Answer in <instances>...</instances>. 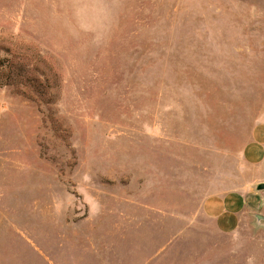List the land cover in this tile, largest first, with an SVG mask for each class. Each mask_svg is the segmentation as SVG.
Returning <instances> with one entry per match:
<instances>
[{
  "label": "rangeland",
  "instance_id": "obj_1",
  "mask_svg": "<svg viewBox=\"0 0 264 264\" xmlns=\"http://www.w3.org/2000/svg\"><path fill=\"white\" fill-rule=\"evenodd\" d=\"M5 57L0 264H264V190L202 209L264 183V0H0Z\"/></svg>",
  "mask_w": 264,
  "mask_h": 264
},
{
  "label": "crops",
  "instance_id": "obj_2",
  "mask_svg": "<svg viewBox=\"0 0 264 264\" xmlns=\"http://www.w3.org/2000/svg\"><path fill=\"white\" fill-rule=\"evenodd\" d=\"M242 157L250 164H260L264 161V124L257 126L254 140L244 149ZM248 185L212 192L204 198V213L216 221L221 231L234 232L244 210L259 207L261 195L254 190L256 184L253 188Z\"/></svg>",
  "mask_w": 264,
  "mask_h": 264
},
{
  "label": "trees",
  "instance_id": "obj_3",
  "mask_svg": "<svg viewBox=\"0 0 264 264\" xmlns=\"http://www.w3.org/2000/svg\"><path fill=\"white\" fill-rule=\"evenodd\" d=\"M12 58L13 57H5L4 59L0 58V66H2L4 69L6 68H12ZM34 71V70H32ZM31 71V72H32ZM34 73V72H33ZM23 80L29 84L33 83L32 86H35L36 79L32 73L23 75Z\"/></svg>",
  "mask_w": 264,
  "mask_h": 264
},
{
  "label": "water",
  "instance_id": "obj_4",
  "mask_svg": "<svg viewBox=\"0 0 264 264\" xmlns=\"http://www.w3.org/2000/svg\"><path fill=\"white\" fill-rule=\"evenodd\" d=\"M254 190L255 191H261L264 190V183H258L254 186ZM254 218H255V223L258 226H262L264 225V215L260 214V213H254L253 214Z\"/></svg>",
  "mask_w": 264,
  "mask_h": 264
}]
</instances>
